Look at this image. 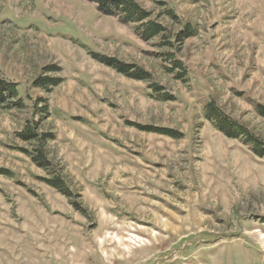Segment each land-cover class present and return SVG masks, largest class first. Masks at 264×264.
I'll use <instances>...</instances> for the list:
<instances>
[{"label":"rangeland","instance_id":"obj_1","mask_svg":"<svg viewBox=\"0 0 264 264\" xmlns=\"http://www.w3.org/2000/svg\"><path fill=\"white\" fill-rule=\"evenodd\" d=\"M134 1L163 35L93 0H0L20 99L0 103V264H264V156L203 116L214 101L264 145V0ZM26 128L52 135L50 170Z\"/></svg>","mask_w":264,"mask_h":264},{"label":"trees","instance_id":"obj_2","mask_svg":"<svg viewBox=\"0 0 264 264\" xmlns=\"http://www.w3.org/2000/svg\"><path fill=\"white\" fill-rule=\"evenodd\" d=\"M97 5V10L105 15L115 14L118 15L120 20L124 23L136 24L137 31L140 32V36L149 40L157 36L163 35L166 29L162 24L158 22H152L149 20L150 13L144 11L134 0H93ZM164 15L168 16L172 20H176L173 11L166 10ZM195 36V31L191 29L188 25H185L184 30L175 35L176 41L180 42L187 38ZM104 64L110 66V68H115L118 72L122 74H129L128 66H124L122 63H118L114 59H99ZM175 69H181L180 63L177 61L173 62ZM131 76H135L138 80H146V73L144 74L141 70L136 69L133 71ZM38 86L47 87L48 85L57 86L55 81L39 80L36 82ZM159 91L157 87L154 90ZM17 85L14 83L7 82L5 80H0V103L6 101V99H17L15 106L20 104V99L17 98ZM45 110V109H43ZM203 116L207 121H211L213 126L221 132L223 135L230 139H238L244 145L248 146L252 152L257 156H264V145L256 138L252 133H250L245 126L240 125L229 117L225 115L214 103V101L208 102L203 109ZM161 134L174 136L171 132L158 131ZM20 137L24 140L35 142V147L31 153V159L33 163L41 168L42 170L48 171L51 168V163L48 161L47 155L45 154V143L47 140L52 139L50 134H40L38 135L34 130L25 129ZM175 138V137H174ZM52 177L46 179V184L53 189L59 191L62 195L69 197L71 194L68 189L64 186L63 181L60 179L59 175L54 171H51ZM50 173V174H51Z\"/></svg>","mask_w":264,"mask_h":264},{"label":"bare ground","instance_id":"obj_3","mask_svg":"<svg viewBox=\"0 0 264 264\" xmlns=\"http://www.w3.org/2000/svg\"><path fill=\"white\" fill-rule=\"evenodd\" d=\"M261 237H263V239H264V235L263 236L261 235Z\"/></svg>","mask_w":264,"mask_h":264}]
</instances>
